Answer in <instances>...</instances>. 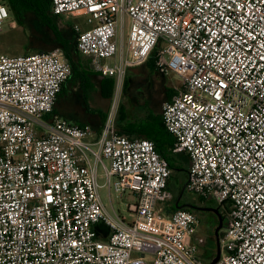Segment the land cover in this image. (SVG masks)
Masks as SVG:
<instances>
[{
    "label": "built area",
    "instance_id": "obj_1",
    "mask_svg": "<svg viewBox=\"0 0 264 264\" xmlns=\"http://www.w3.org/2000/svg\"><path fill=\"white\" fill-rule=\"evenodd\" d=\"M51 1L89 16L77 48L103 76L120 84L157 51L180 78L162 115L190 159L186 190L228 208L216 264H264V0ZM71 72L61 47L0 55V264H208L198 214L159 206L175 194L152 140L120 134L110 112L92 141L91 125L53 113ZM100 165L111 196L134 195L128 216L103 203Z\"/></svg>",
    "mask_w": 264,
    "mask_h": 264
},
{
    "label": "crops",
    "instance_id": "obj_2",
    "mask_svg": "<svg viewBox=\"0 0 264 264\" xmlns=\"http://www.w3.org/2000/svg\"><path fill=\"white\" fill-rule=\"evenodd\" d=\"M50 3V16L56 17V20L63 19L61 20L63 22L62 36L73 41L64 48L55 35L52 38L54 40L42 36L33 38L31 52L49 51L56 48L55 44H60L59 47L65 51L66 58L72 66L70 76L57 94L54 113L72 123L91 125L94 132L90 139L97 141L109 113L112 112L116 130L120 134L130 138L152 140L158 151L170 156L176 162L180 167L177 174L180 179L178 185L183 188L187 181L185 169L189 168L190 159L185 152L173 151L175 137L166 129L162 115L164 103L171 101L182 85H174L170 82L169 77L173 73L165 74L157 66V51H154L145 63L130 66L120 84L115 77L103 76L97 69L94 59L82 54L75 44L76 38L72 37L74 34L77 36L75 25L80 26V19L84 20L88 15H55L52 12V1ZM49 21L53 23L50 18ZM88 24L91 25L89 22ZM81 29L89 28L81 27ZM118 57L104 60L102 63L113 64ZM106 163L108 164V161ZM98 173L105 177L101 165L98 167ZM105 184L106 181L100 185ZM175 202L159 203V206L164 208V213L170 214L174 211L172 205ZM97 228L101 232V237L105 238L108 233L106 227L99 224ZM203 256L201 258L207 262ZM147 257L151 259L152 255L147 254Z\"/></svg>",
    "mask_w": 264,
    "mask_h": 264
},
{
    "label": "rangeland",
    "instance_id": "obj_3",
    "mask_svg": "<svg viewBox=\"0 0 264 264\" xmlns=\"http://www.w3.org/2000/svg\"><path fill=\"white\" fill-rule=\"evenodd\" d=\"M13 1V2H12ZM13 3V4H11ZM8 8V17H6L0 23V55H24L26 53H31L32 43L34 41V37L42 36L44 38L52 39L54 37L53 30L49 25L48 21L43 20L38 13L42 12L46 13V9L41 0H9L7 2ZM48 17L53 21V24L57 27L60 32L63 28V20H56L57 18H53L50 16V13L47 14ZM87 20L81 18L79 22H81V27L91 28V25L88 24ZM80 27V28H81ZM73 38H76L75 44L77 46V36L76 34L72 35ZM71 39V38H70ZM73 41H71L72 43ZM61 46L60 44H55L54 47ZM32 48V49H31ZM170 82H173L174 85H180L181 81L175 74H172L169 77ZM102 171H100L101 173ZM99 183L102 184L106 181V178L103 175H99ZM114 180V178H113ZM99 193L102 198L103 203L107 207V209L114 213L116 210L119 214L128 216V205L135 201L134 195L131 193H124L122 196H119L114 190L112 191V196H110L109 190L106 186H100ZM189 200L192 204H196L198 206H203L204 203L208 205V207H217L219 205L218 201L214 198H207L205 202L201 203L199 201V197L197 194L188 193ZM200 218V226L196 236L194 237L195 242L203 241L202 245L199 247V255L203 256L207 262L209 263L216 255H206V248L208 246H216V240L214 238L213 232L215 230L216 222L208 223V219L212 215L210 213H198ZM229 222V218H227L224 222L223 228L221 231L227 227Z\"/></svg>",
    "mask_w": 264,
    "mask_h": 264
},
{
    "label": "trees",
    "instance_id": "obj_4",
    "mask_svg": "<svg viewBox=\"0 0 264 264\" xmlns=\"http://www.w3.org/2000/svg\"><path fill=\"white\" fill-rule=\"evenodd\" d=\"M42 1V3L44 4V6H45V9H46V13H42V12H39L38 13V15L43 19V20H46V21H48V23H49V25L51 26V28H52V30H53V33L55 34V36H56V38L59 40V42H61V44L63 45V47L64 48H66L68 45H70V43H71V41H69L68 39H66V38H64L63 36H62V34H61V32L57 29V27L51 22V21H49V17H48V15L47 14H49L50 13V5H51V1L50 0H41ZM13 2V1H12ZM11 4H13V3H11ZM30 52H31V50H30ZM66 55V54H65ZM53 113H54V110H53ZM50 115H47V118L49 117ZM158 150V149H157ZM173 151L174 152H176L175 150H174V148H173ZM159 153H160V155L163 157V158H165L166 160H167V162H168V164H169V167H170V169H171V176H170V179H169V183H168V187H169V189H171L173 192H174V194H175V199H174V202L178 199V197H179V195H180V193H181V190H182V186H179L178 184H179V181H180V179H179V177H178V171L180 170L179 168V166L176 164V162L170 157V156H168V155H164L163 153H161L160 151H159ZM190 167V166H189ZM185 170H187V180H188V174H189V168L188 169H185ZM187 182V181H186ZM189 192L187 191V190H185V192L183 193V195H182V198H181V200H180V203H183L185 206H187L186 204H188L189 202L190 203H192L190 200H189V198H188V196H189V194H188ZM199 201L201 202V203H203V202H205L206 201V199H204V198H202V197H199ZM204 207H208V205L207 204H205L204 203V205H203ZM185 209H188V210H191V211H193V212H195L196 214H198V213H210L212 216L210 217V218H207L208 220L207 221H212V223L213 222H216V226L219 224V218H218V215L215 213V212H213V211H197V210H194V209H191V208H189V207H184ZM216 208H218L219 209V211H220V213H221V215H222V217L224 218V222H225V220L228 218V208L227 207H221V206H217ZM172 209L173 210H176L177 208L175 207V204H173L172 205ZM215 226V227H216ZM222 234H223V231H221L220 232V236H222ZM212 236H214V238H215V235H214V232H213V235ZM206 250H207V252H206V255H215V252H216V246L214 247H212V246H208L207 245V248H206ZM205 256V255H204Z\"/></svg>",
    "mask_w": 264,
    "mask_h": 264
},
{
    "label": "water",
    "instance_id": "obj_5",
    "mask_svg": "<svg viewBox=\"0 0 264 264\" xmlns=\"http://www.w3.org/2000/svg\"><path fill=\"white\" fill-rule=\"evenodd\" d=\"M185 190H186V185L182 188L181 193L175 202V206L177 209L189 207V208H194V209L202 210V211H213L218 215L219 224L216 226V228L214 230V235H215V240H216V255L208 263V264H216V262L219 260V258L221 256L220 232H221L223 225H224V218L222 217L219 209L216 207H204V206H198V205L192 204V203L186 204L187 206H185L184 204H180V200H181L182 195L185 192Z\"/></svg>",
    "mask_w": 264,
    "mask_h": 264
},
{
    "label": "flooded vegetation",
    "instance_id": "obj_6",
    "mask_svg": "<svg viewBox=\"0 0 264 264\" xmlns=\"http://www.w3.org/2000/svg\"><path fill=\"white\" fill-rule=\"evenodd\" d=\"M189 203H190V202H189ZM189 203H188V204H189ZM180 204H183V203H180ZM191 209H194V208H191ZM194 210H197V209H194ZM197 211H199V212H200V211H202V210H197Z\"/></svg>",
    "mask_w": 264,
    "mask_h": 264
}]
</instances>
